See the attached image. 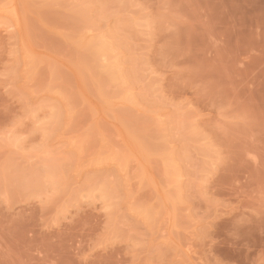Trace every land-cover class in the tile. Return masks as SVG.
Listing matches in <instances>:
<instances>
[{
    "label": "rangeland",
    "instance_id": "obj_1",
    "mask_svg": "<svg viewBox=\"0 0 264 264\" xmlns=\"http://www.w3.org/2000/svg\"><path fill=\"white\" fill-rule=\"evenodd\" d=\"M0 264H264V0H0Z\"/></svg>",
    "mask_w": 264,
    "mask_h": 264
}]
</instances>
